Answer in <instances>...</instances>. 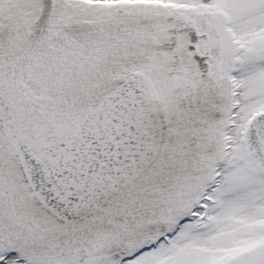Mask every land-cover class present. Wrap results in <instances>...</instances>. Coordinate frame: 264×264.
<instances>
[{"label":"snow or ice","instance_id":"snow-or-ice-1","mask_svg":"<svg viewBox=\"0 0 264 264\" xmlns=\"http://www.w3.org/2000/svg\"><path fill=\"white\" fill-rule=\"evenodd\" d=\"M0 264H264V0H0Z\"/></svg>","mask_w":264,"mask_h":264}]
</instances>
